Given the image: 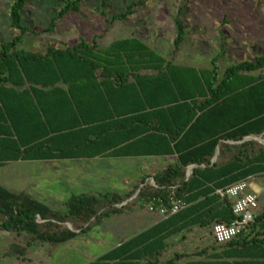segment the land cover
<instances>
[{"label": "trees", "instance_id": "trees-1", "mask_svg": "<svg viewBox=\"0 0 264 264\" xmlns=\"http://www.w3.org/2000/svg\"><path fill=\"white\" fill-rule=\"evenodd\" d=\"M30 1L15 0L12 27L21 34L0 50V169L20 161L177 155V163L156 175V185L147 184L137 199L172 209L175 189L176 200L189 207L89 264H158L171 237L195 226L233 223L234 203L218 191L264 175V145L244 141L264 135V75H255L264 70V57L230 66L221 77L218 57L213 69L181 66L134 37L108 48L94 40L32 52L21 48ZM83 1L59 0L64 7L48 31L80 11ZM135 6L112 22L127 20ZM187 9L184 0L176 17L175 53L186 40ZM136 192L75 196L67 202L68 212H59L0 186V230L26 240L6 256L26 260L36 241L68 243L88 233L94 218L100 223L120 214L118 206ZM258 225L264 230V211L253 227ZM230 245L241 248L238 258L264 264V253L250 250L264 246L263 240Z\"/></svg>", "mask_w": 264, "mask_h": 264}, {"label": "rangeland", "instance_id": "rangeland-1", "mask_svg": "<svg viewBox=\"0 0 264 264\" xmlns=\"http://www.w3.org/2000/svg\"><path fill=\"white\" fill-rule=\"evenodd\" d=\"M14 2L15 0H0V50L2 44L21 34L20 30L12 27ZM183 2L184 0H84L80 11H71L56 22L52 31H48L53 19L62 11L64 3L59 0H31L23 13L24 24L29 31L24 36L21 48L44 53L52 46L69 48L81 42L93 43L94 40L102 48H108L117 40L134 37L162 54L168 61L181 66L213 69V59L218 57L221 77L230 66L264 57V0H188L184 16L186 40L181 50L175 53L176 17ZM133 4L136 6L127 20L112 22L114 16L129 12ZM261 74L264 75V70L255 73ZM63 163H13L0 170V184L4 185L7 180L23 176L44 178L48 175L44 188L53 197L46 200L45 205L55 211L68 212L67 202L73 197L84 194L90 196L92 193L89 192L90 189H68L69 186L61 178L57 179L48 172L45 175V171L38 170V167L48 168L49 171L60 166L68 169L74 167L71 161ZM116 169L118 168L115 166H105L100 176L106 177V182L100 189L92 192L125 193L121 178L124 174ZM97 170H89L92 179L99 176L96 175ZM29 171L30 174H27ZM135 175L134 173L133 176ZM106 179L113 181V187ZM63 193L66 195L65 199L58 197ZM137 213L146 215L148 210ZM135 217V212L130 215L114 214L100 223L94 218L88 224L92 225L88 233L80 234L73 241L59 246L36 241L27 250V262L19 261L17 256V259H4V249L0 247V264H89L134 234L137 230ZM2 219L3 216L0 215V224ZM38 221L43 223L40 219ZM67 226L75 230L71 224ZM10 237L17 244L23 245L26 242L25 235L16 233Z\"/></svg>", "mask_w": 264, "mask_h": 264}, {"label": "crops", "instance_id": "crops-1", "mask_svg": "<svg viewBox=\"0 0 264 264\" xmlns=\"http://www.w3.org/2000/svg\"><path fill=\"white\" fill-rule=\"evenodd\" d=\"M244 141H257L264 145L263 136L248 137ZM231 143L235 144V142H231ZM218 157L219 154L216 155L214 161H216ZM112 160H116V161H112ZM68 161L73 162L71 163V165L74 166L71 168L72 170L63 166H60L59 168L58 167L52 168L50 171L48 168L38 167V170L42 172L45 171L44 172L45 175H47L48 172L50 175L54 174V176H56L57 179L58 177L61 178V180L64 181V184L69 186L68 189H78L81 191L82 190L86 191L87 189H90L91 191L89 192L92 193L91 195L100 196L108 193L114 194V192L95 194L92 191H96L95 189H100L99 187H102V185H104L106 182L105 181L106 177L100 176L101 173H103V168L105 166L108 167L115 166L121 170V174H124V176L122 175L121 178L124 185L123 187L126 191L125 193L118 195L125 196L130 193H133L134 191H137L136 194L131 199L127 200L126 202L118 206L119 208H121L120 214L125 213L126 215H130L133 212L136 213L135 226L137 227V230L133 232L134 234L131 235L124 242H127L132 238L139 236L140 234L146 232L147 230L162 223L166 218L172 215V214L161 215L159 213L158 209L164 205L158 207L154 203L147 202L146 200H140L137 198L141 189L144 188L147 184L150 183L153 186L156 185V182L154 180V177L156 175L164 172L170 166H173L177 163V155L170 157H118V158L97 157L90 160L79 159V160H48V161H27V162H33V163L61 162L62 164H64L63 162H68ZM20 162H25V161H20ZM20 162H14V163H20ZM11 164L13 163H10L9 165ZM9 165H7L6 167H8ZM194 169L195 166L189 168L188 178L192 175ZM89 170H93V171L97 170L96 175L98 174L99 176L93 177L92 179V177L89 175L90 173ZM26 173L30 174V171ZM26 173L23 172V174ZM134 173L136 174L135 176H133ZM48 177H49L48 175L44 178H42V176L40 178L36 176L28 177V178L23 176L16 180H11V181L7 180L6 182H4V185L0 184V186L6 188L7 190L13 193H22V192L28 193L38 201L46 204V200H49L50 197H53L48 193L49 191H47L44 188L45 183H47L46 179L48 180ZM106 180L109 182L108 179ZM109 183H111L113 187L114 185L113 181H110ZM248 183L250 186V191L260 196V206L256 212V219H255V221H257V219L262 215L264 211V175H255L250 179H248ZM257 188H259V191H257L258 193L256 192ZM102 189H104V187ZM59 196H61L63 199L66 198L65 197L66 195L64 193L59 194L58 197ZM134 200H135V205L129 206V204H131ZM152 207H154L155 209L151 210ZM187 207H189L188 204ZM146 210H148V214L146 215L145 214L139 215L137 213V212L145 213ZM3 221L4 218L2 219L1 224L3 223ZM254 224L255 222L248 227V229L244 232L243 235H241L238 239L234 241L237 242L240 241L241 243L243 241L252 242L254 239L264 241V230L261 229L259 225L256 226V228L253 227ZM212 227L213 226L202 228L200 226H195L171 237L167 241V248L163 252L162 256L159 258L158 264H237V263L250 264L248 262L249 260L238 258L236 256L237 252H239L241 249L240 247H236L235 245L229 246L230 243L224 245L217 244L213 237ZM14 234L16 233L5 232L0 230V247L4 249V256H3L4 259L10 257H15L17 259L16 256H5L13 246L17 245L14 238L10 237V235L13 236ZM124 242L119 244L116 248L120 247ZM31 248L32 247H29L28 249ZM250 250H252L251 252H255V253L256 252L264 253V246L256 245L253 246ZM25 258L26 260H19V259L18 260L21 262L29 261L27 256ZM152 263L154 264L156 262L153 261ZM143 264H148V262L145 261ZM251 264H256V263L253 262Z\"/></svg>", "mask_w": 264, "mask_h": 264}, {"label": "built area", "instance_id": "built-area-1", "mask_svg": "<svg viewBox=\"0 0 264 264\" xmlns=\"http://www.w3.org/2000/svg\"><path fill=\"white\" fill-rule=\"evenodd\" d=\"M218 194L233 201L234 213L238 216L231 224L219 223L212 227L214 240L217 244L224 245L238 239L255 222L260 196L250 191L248 180L240 181L225 190H219ZM172 199L175 200L172 209L165 206L158 209L161 215L176 214L187 207L186 203L176 200L175 189L172 192Z\"/></svg>", "mask_w": 264, "mask_h": 264}, {"label": "water", "instance_id": "water-1", "mask_svg": "<svg viewBox=\"0 0 264 264\" xmlns=\"http://www.w3.org/2000/svg\"><path fill=\"white\" fill-rule=\"evenodd\" d=\"M217 154H219V150L217 151ZM191 172H192V170H191Z\"/></svg>", "mask_w": 264, "mask_h": 264}]
</instances>
